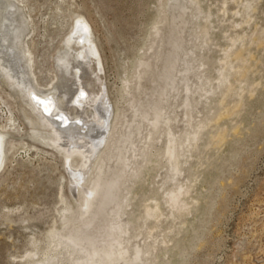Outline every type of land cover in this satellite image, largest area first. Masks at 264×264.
I'll return each instance as SVG.
<instances>
[{
	"label": "rangeland",
	"instance_id": "obj_1",
	"mask_svg": "<svg viewBox=\"0 0 264 264\" xmlns=\"http://www.w3.org/2000/svg\"><path fill=\"white\" fill-rule=\"evenodd\" d=\"M163 2L23 0L19 3L22 16L8 14L9 46L19 55L26 82L32 87H55L48 97L62 107L60 115H67L66 125L71 120L75 126L83 122V129H76L77 134L74 130L75 136L64 131L65 135L58 138L55 133L53 144L52 140L36 138L25 119L24 99L0 76V130L6 124L9 128L5 117L9 110L16 126L21 125L20 132L11 130L4 138L9 140L6 146H0V264L39 262L47 232L60 230L68 211H88L91 196L84 195L81 188L93 176L95 161L103 149L93 144L98 141L96 133L104 107L109 111V130L117 107L125 104L121 96L124 82L148 47L146 40L153 37L150 27L164 14ZM188 5L186 15L194 19L198 13L192 21L194 26L189 24L199 33L191 44L202 59L210 56L213 64L202 61L189 71L192 80H201L199 83L211 79L196 95L199 100L205 99L206 104L200 102L206 110L202 111L200 104L196 106L192 121L207 114L204 118H211L205 119L210 124L200 140V152L186 151L182 158L185 167L179 169L172 186L186 189L180 196L185 209L176 214L179 217L171 218L173 209L164 201V187H159L165 168L157 167L155 171L146 170L143 179L129 187L131 200L126 201L129 203L119 216L132 212L134 224L142 225L139 230L151 233L147 236L156 241L154 247L163 244L156 264H264V0H195ZM78 17L86 30V36L80 39L75 38L78 34L72 37ZM22 18L27 21L21 22ZM26 34L31 73L20 51ZM219 69L230 75L229 95L215 90ZM180 110L181 105H176L171 118L178 127L184 124ZM45 125L55 130L49 123ZM62 125L58 127H65ZM78 171L80 179L75 176ZM71 177L77 181L72 182ZM112 201L101 211L102 216L110 212ZM155 204L159 214L151 210ZM145 232L142 236L136 233L134 242L142 243Z\"/></svg>",
	"mask_w": 264,
	"mask_h": 264
},
{
	"label": "bare ground",
	"instance_id": "obj_2",
	"mask_svg": "<svg viewBox=\"0 0 264 264\" xmlns=\"http://www.w3.org/2000/svg\"><path fill=\"white\" fill-rule=\"evenodd\" d=\"M0 1L3 4L0 5V76L9 87L15 88L24 99L26 105V108H24L25 119L32 126L34 136L42 141L52 140L53 144V140H55L53 134L55 133L58 138L65 135L64 131L72 133L75 130L77 134L76 129H83V122L82 124L79 123L80 125L77 124L76 127L75 124H72L74 121L69 119L71 120L70 125H66L68 122L67 115H60L63 111L61 110L62 107L58 106L57 100L54 104L53 102L55 101L48 97L49 94L53 95L55 87L47 89L37 85L36 87L28 85L25 70L19 62V55H17L16 50L10 49L8 14L10 12L11 14L20 13L22 16L23 9L19 3H23V0ZM194 2L195 0H164L161 4V11L164 14L162 18L160 17L161 21L159 23L155 21L150 27L149 34L153 37L146 40L148 47L144 54L133 64L130 74L124 82L121 96H124L125 104L117 107L109 130H107L109 111L106 109L107 107H104L101 116L102 124L96 133L98 141L93 144V146L96 144L103 146V149L95 161L93 176L90 177L85 185L87 191L84 189L85 186L81 188L84 195L91 196V205L84 214L80 211H68L65 214L62 228L47 232L40 260L34 264H156L155 257L160 249L164 248L161 246L162 243L160 242L159 246L154 247L156 241L151 240L147 236L149 231L139 230L142 225L137 226V224H134L136 218L132 212H125V217L119 216V213L122 207L127 206L129 203L126 201L131 200L128 197L129 187L132 184L133 186L138 184L143 179L146 170L155 171L157 167L165 168L164 174L161 175L159 187H164L162 191L164 201L173 209L170 215L171 218L172 216L179 217L176 214L185 209L184 206L186 204H182L180 196L186 192V189L183 190L182 185H180L182 188L180 186H172L175 185L174 181L179 174V169L185 167L183 166L185 159L183 160L182 158L185 156L186 151L195 154L200 152V140L208 133H205V128L208 123L210 124L206 120L211 118L208 117L206 119V116L209 115L206 112L207 115L204 114L206 116H203L200 120L192 121L193 115H195L193 114L194 109L196 110L195 107L199 104L201 105L200 101H205L202 98V100L197 99L196 95L202 91L201 87L203 84L206 85L211 80L205 81L206 84L203 82L199 83L201 77L198 79L200 81H196V79L192 80L191 73L189 74L195 64L202 61L205 63L211 61L210 56L202 59L200 52L197 53L196 51L197 47H194L193 43L191 44V41L199 33L196 34L194 27L190 28L189 24L196 20L198 13L196 12L197 16L193 19L192 15H186V11L188 10V4L193 5ZM9 6L12 9H7ZM194 6V9L198 10L195 4ZM190 7L192 6L190 5ZM22 19L21 22L23 23L27 21L26 18ZM75 22L72 37H75L74 35L76 34H78L75 37L76 39H80L82 36L85 37L86 30L79 17L75 19ZM205 32L206 29L203 28L201 33L204 34ZM155 33L159 35L157 38ZM27 35L20 37L21 40L23 37L20 51L27 70L31 73V53L25 46ZM199 48L201 47L198 46ZM159 52L162 53L160 54ZM157 55L159 56L157 57ZM64 56H66V53H64ZM156 59H158L157 62L155 61ZM224 70L219 69L217 73L215 90L224 91L227 94L231 90V86L228 83L230 75L228 71ZM212 90L214 91L213 88ZM45 91L49 93H43ZM180 92L182 96L179 98L177 94ZM106 102L104 106H106ZM178 104L181 105L180 116L184 120V124L181 127H178L176 122L171 121V118L175 116L174 107ZM204 104H206V101ZM202 106L203 104L198 107L201 110L205 109ZM5 117L9 128L6 129V124L0 130V146L2 145V148L6 146H4L5 142L9 141L4 140L7 134L11 130L18 133L21 127V125L19 127L16 126V118L11 110ZM45 122L52 125L55 130H48ZM60 124L65 127L60 129L58 127ZM88 125H86V128L89 129ZM91 128L93 129V127ZM75 132L72 134L74 135ZM161 133L163 134L162 137L159 136L162 135ZM79 136L81 137V135ZM160 138L162 140L158 142ZM56 143L54 141V144ZM75 144L78 146L76 142ZM85 150L87 151V149ZM66 156L68 155L66 154ZM76 158L74 156L73 159ZM71 166L75 168L74 165ZM79 172L75 176L81 177ZM157 173L153 175L156 176ZM71 181L76 182L77 178L71 177ZM127 183L129 184L128 188H125ZM110 199H113L109 207L110 212L108 211L106 216H102L101 211L109 203ZM151 210L158 212V214L160 213L156 204ZM149 216L146 218L148 221ZM156 224L158 227V223L155 222ZM155 225L152 227L156 228ZM138 232L140 235L145 232L146 235L144 236H147L141 241L142 243H136L133 240ZM29 257H31V254Z\"/></svg>",
	"mask_w": 264,
	"mask_h": 264
}]
</instances>
